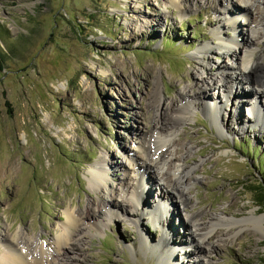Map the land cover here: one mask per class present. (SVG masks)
Returning a JSON list of instances; mask_svg holds the SVG:
<instances>
[{
	"label": "rangeland",
	"instance_id": "obj_1",
	"mask_svg": "<svg viewBox=\"0 0 264 264\" xmlns=\"http://www.w3.org/2000/svg\"><path fill=\"white\" fill-rule=\"evenodd\" d=\"M167 1L0 0V52L5 59L0 73L1 234L23 229L47 243L58 233L69 207L84 209L98 197L112 203L108 189H91L89 171L105 162L108 182L119 190L125 173L140 167L134 163L142 146H157L155 124L172 122L170 108L161 105L178 99L185 88L196 91L195 84L201 85L207 73L218 78L222 65L230 68L231 57L223 49L205 58L195 54L200 45L215 44L221 7L239 9L238 15L225 17H234L240 25L238 41L249 32L254 35L251 47L264 59V24L259 15L245 24L246 15H239L243 0H186L183 12ZM255 5L264 14V4ZM219 31L233 38V30ZM238 81L232 92L241 86L252 90L248 81ZM155 85L160 106L152 94ZM225 95L229 89L212 88L205 100ZM194 100L201 103L203 98ZM257 103L264 107L253 91L231 95L222 104V134L201 107L176 123L171 148L178 149L180 164L198 166L197 180L184 185L190 197L187 205L182 209L165 201L170 212L164 214V223L147 220L150 206L161 200L156 179L138 174L136 183L144 187L140 210L120 198L138 223L121 212L105 220L99 235L81 226L67 254L76 255L73 263L162 264L148 247L161 235L180 242V251L193 247L182 224L191 211H204L208 218L223 212L237 219L254 211L264 218V202L251 190L257 186L264 194V128L247 121V107ZM169 160L159 163L158 170L169 172ZM100 218L96 214L92 220ZM139 233L148 239L141 240ZM220 236L215 233L210 240L219 247L205 254L210 264H264V233L252 224L227 240ZM176 260L193 264V255L182 253Z\"/></svg>",
	"mask_w": 264,
	"mask_h": 264
},
{
	"label": "bare ground",
	"instance_id": "obj_2",
	"mask_svg": "<svg viewBox=\"0 0 264 264\" xmlns=\"http://www.w3.org/2000/svg\"><path fill=\"white\" fill-rule=\"evenodd\" d=\"M243 3V9L239 12V15H246V17L243 18L246 19L245 24H247L248 19L250 23L251 17H257L258 15L261 16L259 23L261 22L264 24V14L257 10V6L255 5L256 3L264 4V0H243ZM167 4L174 6L179 12L188 9L186 0H168ZM236 10L238 11L239 9L233 10L227 6L221 7V12L219 11V13L223 17L219 22H222L221 26L223 27H217L216 31L213 33L216 39L215 44L212 46L202 44L195 52L197 56L205 58L206 55H209V53H212L216 49H223V51H227L231 57L230 68H226L225 65H222L218 78L213 77L211 72L207 73V75L202 78L203 82L201 85L195 84L196 91L190 88L186 90L185 88L184 91L179 93L178 99L161 105H164L165 109L170 108V120L172 122L169 124L164 121L155 124L153 138L157 140V146L154 148L142 146L141 154H137L136 156V158H139V162L134 163L136 164L135 167H140H138L137 170L132 169L130 172L125 173V177L120 184L121 188L119 190L113 188L112 184L108 182L105 162L103 164L102 161H99L94 168L89 171V185L91 189L97 192L102 191V189H108L112 203L98 197L96 201L94 199L89 201L84 209L69 207L65 210V221L62 225H59L57 229L58 233H56L54 237H51L47 243L45 241H40L39 237L35 238L34 236L28 235L29 233L23 229L15 234L7 230L5 234L0 233V245L2 247L0 264H74L73 262L77 259L76 255L70 256L67 254L72 252L74 241L82 231L81 226L86 225L88 228L86 233L90 235L93 233L99 235L106 225L105 220L109 221L111 217L118 218L121 212L128 216L132 215L134 218L137 217L132 211L127 209V206L124 204L125 199L120 198H126L127 201L131 202L134 210H140L139 207L142 202L140 194L144 187L139 186L138 181L136 183L135 177L144 172L147 173L149 178L157 180H155V182L158 185V196L161 200L160 204H156L154 207L150 206L149 211L152 209V212L150 215H145L147 220L152 218V220L159 225L162 224L163 219L166 220L164 214L170 211H168L169 208L164 204L165 201L168 203L175 202L179 207L181 206L182 209L187 205L190 197L188 188H185L184 185L190 180H197L195 176L196 172L194 171L198 166L196 163L193 165H188L186 163L180 164L181 158L177 155L178 149L173 150L171 148V145L174 143L171 137L172 129L175 128L176 123L188 120L189 115L193 113L197 107H201L203 112L210 118L211 123L216 127L217 132L222 134L224 131L222 120L225 118L222 112V104L228 102L231 95L236 94L241 96L253 91L257 98L260 97L264 100V59L258 54V50H254V48L251 47L254 35L249 32L247 38L241 36V41H238L240 35L238 36L236 34V29L239 28L240 25L235 23L234 17H225L226 15H238ZM219 28L233 30V38L222 35ZM240 30L243 31V28H240ZM206 70H210V68ZM257 70L260 71V74H252V72ZM237 78H239L237 82L239 84L242 83V80L252 84V90H248L241 86L239 88L235 87L232 92ZM207 79H209V81ZM223 87L229 89L228 96H221L219 99L217 96L216 101L212 99L205 100V96L212 88L219 89ZM152 94L154 100L157 102L156 106H160L162 101L157 85L153 87ZM197 96H202L203 100L201 103L194 100ZM242 102L243 100L241 103ZM247 108H249L247 121L252 125H259V127L264 128V107L257 103ZM234 118L239 120L238 116ZM229 120H233L232 117H230ZM182 138H184V136ZM188 151L189 149H187V152ZM168 157H170V160L167 162L170 171H159V163L164 162ZM144 164L145 169H143ZM148 167L151 170L149 169L150 171L147 172L146 170ZM129 183L131 188L127 190V185ZM111 206H118V209L113 210L110 208ZM188 212H186V214ZM177 213H180L179 209ZM96 214L102 218L94 221L92 217ZM212 214L213 217L211 216L209 218L204 211H191L189 215H186L182 224L189 230L190 238L192 239V243H194L193 247L180 251L176 248L180 242L177 243L172 237L161 235L162 238H159L154 246H149L148 250H153L156 253L158 261L162 264H180L176 259L178 256H181L182 253L193 255V264H210L205 258V254H210L213 249L219 247L218 244L211 243L210 241L211 238L215 237V233L221 234V239L225 238V240H227L230 236L234 237L239 231H242L243 226L248 223L264 233V218L262 216H256L254 211H251L248 216L241 219H237L233 215H226L223 212H213ZM176 216L177 214L175 217ZM138 221L139 218H136L135 223H138ZM224 227L226 230L222 229ZM233 228L236 229L234 232L231 231ZM140 235L141 240L146 241L148 239L146 234L141 233ZM77 257L79 256L77 255Z\"/></svg>",
	"mask_w": 264,
	"mask_h": 264
},
{
	"label": "trees",
	"instance_id": "obj_3",
	"mask_svg": "<svg viewBox=\"0 0 264 264\" xmlns=\"http://www.w3.org/2000/svg\"><path fill=\"white\" fill-rule=\"evenodd\" d=\"M5 69V59H4V55L2 52H0V73H2V71ZM252 191L256 192L257 195V200H259L260 202H264V194L263 192H261L257 186H254L253 188H251Z\"/></svg>",
	"mask_w": 264,
	"mask_h": 264
}]
</instances>
